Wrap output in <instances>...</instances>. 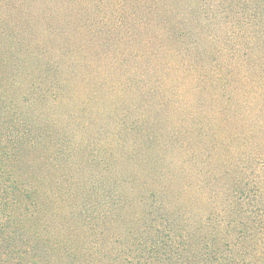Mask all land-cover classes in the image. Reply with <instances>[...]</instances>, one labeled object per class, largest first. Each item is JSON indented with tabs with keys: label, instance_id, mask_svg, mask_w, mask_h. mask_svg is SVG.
<instances>
[{
	"label": "rangeland",
	"instance_id": "obj_1",
	"mask_svg": "<svg viewBox=\"0 0 264 264\" xmlns=\"http://www.w3.org/2000/svg\"><path fill=\"white\" fill-rule=\"evenodd\" d=\"M84 1L21 0L20 14L0 5L6 20L0 57L16 77L14 88L7 78L2 82L4 100L25 111L38 143L21 158L17 176L22 188L36 187L42 235L54 245L50 255L49 245L39 246L43 264H69V236L85 248L106 247L109 264H139L135 248L129 251L118 236L132 221L146 227L162 220L173 231L162 228L163 234L185 240L178 255L168 249V264H264V101L258 97L264 89L236 69L258 55L239 45L238 22L231 19L237 8L221 0H162L150 5L156 17L143 33L129 24H138V10L128 2ZM180 27L187 48L183 58L170 57L180 72L156 73L154 60L139 59L151 49L149 35L157 47L170 31L178 48ZM197 52L214 72L232 69L225 91L237 95L238 106L218 112L222 104L211 87L199 93L192 74L181 76L184 58ZM138 67L152 70L146 78ZM69 69L77 77L70 82ZM90 79L108 92L97 95L100 87ZM170 82L179 88L168 89ZM146 87L155 88L153 97L141 95ZM153 110L151 120L137 122V113ZM70 259L88 264L85 256Z\"/></svg>",
	"mask_w": 264,
	"mask_h": 264
},
{
	"label": "trees",
	"instance_id": "obj_2",
	"mask_svg": "<svg viewBox=\"0 0 264 264\" xmlns=\"http://www.w3.org/2000/svg\"><path fill=\"white\" fill-rule=\"evenodd\" d=\"M28 1V0H27ZM109 1V0H106ZM118 4L129 3L136 7L138 10V24L136 25L134 21L129 22L132 28L137 27L140 32H147L149 25L153 22L156 15H153L157 9L149 8L156 7L162 3V0H113ZM168 2L176 3L178 5L180 0H167ZM203 0H200L202 2ZM222 2H227L233 7H236V10H233L232 18L237 21V27L234 30L238 32V39L240 46H246L249 51H257L258 55L256 57H250L246 62H241L236 69H241L248 71L246 78L250 77L252 82H258L263 85L264 89V0H221ZM83 0H69V5L82 3ZM84 2H87L86 0ZM105 0H98L97 3H104ZM198 0V5H201ZM0 5L2 8H8L12 10L13 8L18 14L21 13L20 7L23 6L21 0H0ZM36 5V4H35ZM10 6V7H8ZM12 7V9H11ZM148 7V8H147ZM172 10V7H169ZM14 11V10H13ZM24 12V11H23ZM131 13H129L130 16ZM133 14H131L132 16ZM134 16V15H133ZM145 18V19H144ZM142 19V20H140ZM5 19L0 17V25L4 24ZM163 21V20H161ZM209 22L210 19H207ZM82 34L83 30H78ZM143 32V33H144ZM183 32L182 27L178 29L177 44L178 48H174L170 31H165L163 39L165 41L160 42L157 47H155V36L149 35L145 42L147 47H150V50H147L144 54L139 56V59L144 60H154L155 66L153 70L158 73L161 70L164 71H176L178 70V65L172 64L170 61L171 56H176L183 58L185 47L182 43L183 38L181 35ZM142 35V34H141ZM136 37V36H135ZM181 44V45H180ZM155 47V48H154ZM156 51V53L154 52ZM173 51H175L174 54ZM254 55V52L251 53ZM203 53L197 52L196 55H191L189 59L184 58V64L187 66L185 70L182 71V74H192L190 79L196 84V91H206L207 87H210L214 90L213 98L215 101H219L222 104V107L218 109V112H224L227 107L238 106L237 95H227L225 86L231 83L232 69L226 67L225 69L220 68L219 71L214 72L211 65L204 64L202 61ZM76 59L71 55L69 57V63L75 64ZM80 65V64H78ZM81 66V65H80ZM9 68L4 57H0V264H43L44 260L41 259V243H48V238L42 235V232L45 231L42 223L40 222V207L39 202L36 199L37 189L36 187H30L25 189L21 187V181L19 179L18 171L20 168L21 158L25 154L37 150L38 143L34 141L29 132H32L33 126H30L32 123L29 118H26L25 111L19 107L17 101L11 100L10 102H5L4 98L6 93L7 86H2V82L5 78L8 79V84L11 85V88H14L16 83L13 80H16V77L10 78L7 71ZM149 68V69H148ZM146 68H137V72L142 74L143 77H148L152 67ZM219 68V67H216ZM82 73H87V68L84 67L81 69ZM10 78V79H9ZM76 72L69 69V82L71 79L75 80ZM184 77H180V79ZM13 79V80H12ZM181 79V80H182ZM91 82L97 84L100 87V93L106 94L108 88L103 83H98L90 79ZM204 82V88L199 87L198 85ZM224 82V83H223ZM207 84V86H206ZM217 84V85H216ZM181 85V84H180ZM167 88L173 90V88L178 89L179 85L174 86L173 83H167ZM122 88H125L122 87ZM149 89H141V95L151 96L155 95L156 91L152 87H146ZM125 90V89H124ZM158 92V91H157ZM163 92L160 94L161 96ZM258 95V94H257ZM254 94V98L257 97ZM261 97L264 101V92L261 91L258 97ZM146 97H142L143 102H145ZM87 102V100L85 101ZM143 105V104H142ZM144 108V107H143ZM142 109V108H141ZM140 109V111H141ZM160 109V108H159ZM156 111H147L142 113H137V122H145L151 120V114ZM161 110H159L160 112ZM138 112V111H137ZM261 112V110H260ZM122 116V115H121ZM127 116V114H126ZM124 117V116H122ZM133 121H136L134 119ZM134 123V122H133ZM135 125H137L135 123ZM138 126V125H137ZM29 128L31 130H29ZM127 128V127H126ZM135 126L133 125L129 128L130 131H134ZM156 141V144L161 143L159 140ZM27 194L34 195L35 198L30 200L26 199ZM39 198V197H37ZM124 205L123 209H125ZM31 208V209H29ZM135 220L138 222L140 220ZM125 220L124 215L122 214L119 221L115 224L117 230L121 228L122 221ZM133 220V219H132ZM131 220V221H132ZM108 225H114L112 223ZM107 226V225H106ZM131 228L128 230L126 235L121 234L118 236L119 241L124 245L129 246V251L135 248V253L137 255L139 264H168L165 259L168 249L170 252L176 253L177 255L181 253V245L185 243L184 238L178 237L172 232V227L170 222L166 221H155L150 223L146 227H136L132 221ZM163 229H171L172 232L168 230L167 234H163ZM73 231V227L69 226V233ZM76 231H74L75 233ZM79 231H77L78 233ZM83 241L86 243L85 234H83ZM117 236V234H116ZM50 238V237H49ZM52 238V237H51ZM50 238V240H51ZM83 242V243H84ZM90 245L84 247L83 244L77 243V239H72L69 236V264H74L75 262L71 260L72 257H87L88 264H109L107 260V248L102 247L101 245ZM46 250L50 255L51 252H54V245L47 244ZM101 246V247H100ZM83 247V248H82ZM45 255V254H44ZM70 260L72 262H70ZM145 260V261H142ZM114 263L119 261V255L113 256L111 259ZM85 264V263H83ZM189 264V263H185ZM224 264V263H219ZM231 264V263H225Z\"/></svg>",
	"mask_w": 264,
	"mask_h": 264
}]
</instances>
